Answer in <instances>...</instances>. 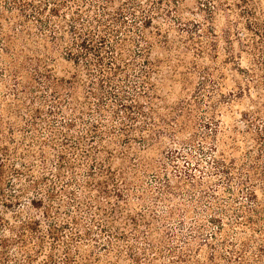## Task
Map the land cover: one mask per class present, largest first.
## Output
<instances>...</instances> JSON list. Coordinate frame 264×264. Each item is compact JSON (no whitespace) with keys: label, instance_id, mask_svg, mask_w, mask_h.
Segmentation results:
<instances>
[{"label":"trees","instance_id":"trees-1","mask_svg":"<svg viewBox=\"0 0 264 264\" xmlns=\"http://www.w3.org/2000/svg\"><path fill=\"white\" fill-rule=\"evenodd\" d=\"M0 264H264V0H0Z\"/></svg>","mask_w":264,"mask_h":264},{"label":"rangeland","instance_id":"rangeland-1","mask_svg":"<svg viewBox=\"0 0 264 264\" xmlns=\"http://www.w3.org/2000/svg\"><path fill=\"white\" fill-rule=\"evenodd\" d=\"M243 65H245V62H243ZM229 80H230V78L227 79V84H228V86L230 87ZM178 91H179V90L175 91V93H178ZM243 107H244V105H241L239 108H240V109H243ZM226 119H227V121L229 120L228 117H227Z\"/></svg>","mask_w":264,"mask_h":264}]
</instances>
